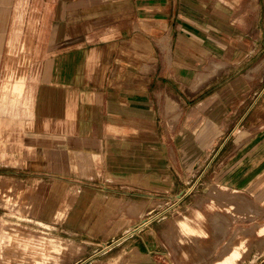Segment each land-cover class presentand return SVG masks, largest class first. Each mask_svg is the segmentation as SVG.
Here are the masks:
<instances>
[{"label":"crops","instance_id":"1","mask_svg":"<svg viewBox=\"0 0 264 264\" xmlns=\"http://www.w3.org/2000/svg\"><path fill=\"white\" fill-rule=\"evenodd\" d=\"M263 54L264 0H0V179L48 186L36 219L97 250L152 225L202 157L261 202L264 101L235 94Z\"/></svg>","mask_w":264,"mask_h":264},{"label":"rangeland","instance_id":"2","mask_svg":"<svg viewBox=\"0 0 264 264\" xmlns=\"http://www.w3.org/2000/svg\"><path fill=\"white\" fill-rule=\"evenodd\" d=\"M258 65L252 77L246 76L251 87L240 80L235 95L242 102L249 93L253 101L260 96L264 101V64ZM16 85L11 100L18 101L22 92L14 93ZM7 88L3 86L2 91ZM237 112L236 116L242 109ZM211 159L200 158L199 167L188 172L184 194H173L169 204L151 205V211L156 208V213H162L152 225L147 228L151 221L146 220L115 245L98 250L36 219L53 211L48 186L35 185V180L22 186L0 179V264H264V198L259 202L254 194L259 188L245 193L218 187L221 179L217 174L213 178L218 160L211 165ZM64 213H59L58 221ZM144 228L141 252L134 240Z\"/></svg>","mask_w":264,"mask_h":264},{"label":"bare ground","instance_id":"3","mask_svg":"<svg viewBox=\"0 0 264 264\" xmlns=\"http://www.w3.org/2000/svg\"><path fill=\"white\" fill-rule=\"evenodd\" d=\"M263 65V64H262ZM261 65V66H262ZM259 66V65H258ZM204 77V76H203ZM142 203H140V205H141ZM138 205V204H137ZM137 205H136V208L134 209V212L136 213V214H139L138 212H140V211H143V209L142 208H139V207H137ZM144 205V204H143ZM148 205V204H147ZM151 205H148V207H150ZM143 207V206H142ZM144 208V207H143ZM145 209V208H144ZM141 213V212H140Z\"/></svg>","mask_w":264,"mask_h":264}]
</instances>
